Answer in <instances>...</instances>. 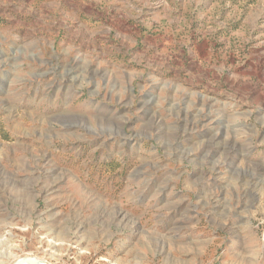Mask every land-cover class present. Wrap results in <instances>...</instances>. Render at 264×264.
I'll return each mask as SVG.
<instances>
[{"label": "rangeland", "instance_id": "rangeland-1", "mask_svg": "<svg viewBox=\"0 0 264 264\" xmlns=\"http://www.w3.org/2000/svg\"><path fill=\"white\" fill-rule=\"evenodd\" d=\"M25 258L264 264V0H0V264Z\"/></svg>", "mask_w": 264, "mask_h": 264}, {"label": "bare ground", "instance_id": "bare-ground-1", "mask_svg": "<svg viewBox=\"0 0 264 264\" xmlns=\"http://www.w3.org/2000/svg\"><path fill=\"white\" fill-rule=\"evenodd\" d=\"M233 139V138H232ZM215 143V142H214ZM220 145L219 142H217L216 144H213V143H210L208 144L206 147H205V151L207 152V155L210 157V156H213L215 154V152L217 151V146ZM222 145V144H221ZM227 145V144H226ZM225 145V147H226ZM238 143L237 142H234V141H230L227 145V147L224 149V153L223 155H225V159L228 158L231 153L236 150V148L238 147ZM241 146V145H240ZM223 148V147H222ZM38 260V259H37ZM38 262L40 264H46L44 261H41V260H38ZM25 264H29V263H25Z\"/></svg>", "mask_w": 264, "mask_h": 264}, {"label": "water", "instance_id": "water-1", "mask_svg": "<svg viewBox=\"0 0 264 264\" xmlns=\"http://www.w3.org/2000/svg\"><path fill=\"white\" fill-rule=\"evenodd\" d=\"M25 263H29V264H40L36 258H25V259H21L16 264H25Z\"/></svg>", "mask_w": 264, "mask_h": 264}]
</instances>
